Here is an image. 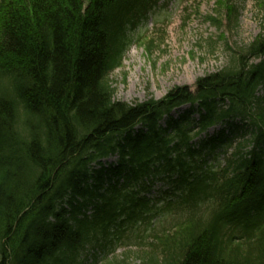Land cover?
Instances as JSON below:
<instances>
[{"label": "trees", "instance_id": "16d2710c", "mask_svg": "<svg viewBox=\"0 0 264 264\" xmlns=\"http://www.w3.org/2000/svg\"><path fill=\"white\" fill-rule=\"evenodd\" d=\"M160 1L0 0V264H264V32L194 88L116 99ZM219 123L250 134L223 170Z\"/></svg>", "mask_w": 264, "mask_h": 264}, {"label": "rangeland", "instance_id": "374dc122", "mask_svg": "<svg viewBox=\"0 0 264 264\" xmlns=\"http://www.w3.org/2000/svg\"><path fill=\"white\" fill-rule=\"evenodd\" d=\"M225 1L161 0L153 15L139 24L120 67L111 74L116 99L135 102L162 98L177 85L194 88L199 76L227 63V44L244 46L264 32V0ZM226 4L237 6L236 16L229 17ZM241 141L237 138L231 146H221L219 160ZM134 248V244L122 245L115 252L119 255ZM138 261L133 256L128 263Z\"/></svg>", "mask_w": 264, "mask_h": 264}]
</instances>
